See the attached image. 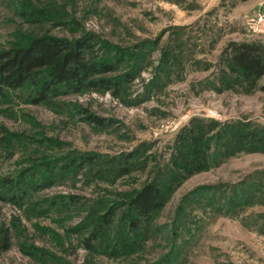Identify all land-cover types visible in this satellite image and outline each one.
I'll return each instance as SVG.
<instances>
[{
  "label": "rangeland",
  "instance_id": "rangeland-1",
  "mask_svg": "<svg viewBox=\"0 0 264 264\" xmlns=\"http://www.w3.org/2000/svg\"><path fill=\"white\" fill-rule=\"evenodd\" d=\"M254 3L0 0V52L91 36L119 64L118 88L0 96V264H264V75L228 52L264 42Z\"/></svg>",
  "mask_w": 264,
  "mask_h": 264
},
{
  "label": "trees",
  "instance_id": "trees-1",
  "mask_svg": "<svg viewBox=\"0 0 264 264\" xmlns=\"http://www.w3.org/2000/svg\"><path fill=\"white\" fill-rule=\"evenodd\" d=\"M228 52L245 83H254L264 75L262 42L232 43ZM118 65L97 52L91 36L76 40L49 35L36 37L25 46L0 52V96L26 90L31 102L39 104L48 100L57 88L66 92L118 88L119 83L113 77L102 76L116 71ZM8 182L15 183L12 179ZM131 205V223L135 226L149 220L153 212L164 206L162 191L148 184L132 198ZM10 247L11 239L5 233L0 238V256Z\"/></svg>",
  "mask_w": 264,
  "mask_h": 264
},
{
  "label": "crops",
  "instance_id": "crops-1",
  "mask_svg": "<svg viewBox=\"0 0 264 264\" xmlns=\"http://www.w3.org/2000/svg\"><path fill=\"white\" fill-rule=\"evenodd\" d=\"M250 1H253V0H250ZM254 1H255V3H254V11L257 12V14H259L261 12H264V0H258V1L257 0H254ZM254 16L255 17H253V20H255V18H256V15H254ZM259 28L260 29L257 30V31H255L254 33H256V32L264 33V24H261ZM257 41H260V42L264 43L262 40H257Z\"/></svg>",
  "mask_w": 264,
  "mask_h": 264
},
{
  "label": "built area",
  "instance_id": "built-area-1",
  "mask_svg": "<svg viewBox=\"0 0 264 264\" xmlns=\"http://www.w3.org/2000/svg\"><path fill=\"white\" fill-rule=\"evenodd\" d=\"M261 24H264V12L259 13V15L257 16V18H255V20H253L251 22V28L253 30V32L259 30V27Z\"/></svg>",
  "mask_w": 264,
  "mask_h": 264
}]
</instances>
